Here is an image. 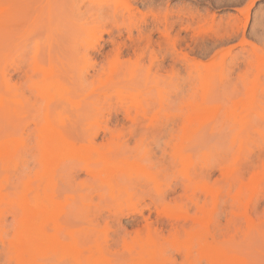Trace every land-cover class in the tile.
<instances>
[{"label":"rangeland","instance_id":"1","mask_svg":"<svg viewBox=\"0 0 264 264\" xmlns=\"http://www.w3.org/2000/svg\"><path fill=\"white\" fill-rule=\"evenodd\" d=\"M0 264H264V0H0Z\"/></svg>","mask_w":264,"mask_h":264},{"label":"bare ground","instance_id":"2","mask_svg":"<svg viewBox=\"0 0 264 264\" xmlns=\"http://www.w3.org/2000/svg\"><path fill=\"white\" fill-rule=\"evenodd\" d=\"M56 151V150H55ZM26 238V237H25ZM95 253V252H94ZM94 255V254H93Z\"/></svg>","mask_w":264,"mask_h":264}]
</instances>
